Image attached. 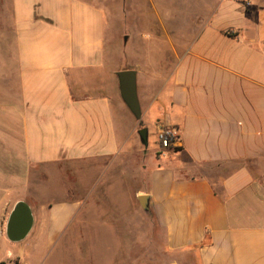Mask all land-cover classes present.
Instances as JSON below:
<instances>
[{
	"label": "crops",
	"instance_id": "1",
	"mask_svg": "<svg viewBox=\"0 0 264 264\" xmlns=\"http://www.w3.org/2000/svg\"><path fill=\"white\" fill-rule=\"evenodd\" d=\"M115 1L0 0V45L11 46L0 55V264H74L64 252L92 193L57 197V168L137 151L139 123L106 64ZM169 1L149 0L156 11ZM175 3L176 22L158 11L149 34L114 43V61L137 72L144 127L167 122L181 138L144 166L137 197L149 196L167 264H264V0ZM20 204L32 223L14 240Z\"/></svg>",
	"mask_w": 264,
	"mask_h": 264
},
{
	"label": "rangeland",
	"instance_id": "2",
	"mask_svg": "<svg viewBox=\"0 0 264 264\" xmlns=\"http://www.w3.org/2000/svg\"><path fill=\"white\" fill-rule=\"evenodd\" d=\"M175 1L168 2L167 11L161 10L162 7L158 10L167 25L176 22L180 15L175 9ZM158 11L149 0L112 2L110 11L106 13L105 55L108 67L114 65L123 72L129 62L126 59L114 61V43H123L122 36L134 28L141 29L142 34H149L143 31L145 22L150 16L159 20ZM3 49L4 52H11L10 45H0V55ZM122 52L129 56L130 61L139 60L140 55L136 51L125 50L123 45L119 53ZM138 132L136 153L131 155L130 151L128 157L121 158L117 163L64 164L55 169L57 184L65 185L63 189L57 185V193L62 190L65 195L69 188L92 193L84 211L73 224L74 236L70 237L64 252L74 264H167L163 233L151 211L141 207L136 194L148 184L144 166L152 165L163 152L159 150L154 126L149 128L147 147L142 144Z\"/></svg>",
	"mask_w": 264,
	"mask_h": 264
},
{
	"label": "water",
	"instance_id": "3",
	"mask_svg": "<svg viewBox=\"0 0 264 264\" xmlns=\"http://www.w3.org/2000/svg\"><path fill=\"white\" fill-rule=\"evenodd\" d=\"M120 86V93L123 101L139 122L141 129L139 137L145 147L148 146V129L144 127L142 122V111L139 104L137 94V72L135 70L123 71L117 74ZM138 201L141 207L149 212V196H140ZM32 223L30 212L24 204L16 207L10 220L9 234L14 240L23 237L29 230Z\"/></svg>",
	"mask_w": 264,
	"mask_h": 264
},
{
	"label": "built area",
	"instance_id": "4",
	"mask_svg": "<svg viewBox=\"0 0 264 264\" xmlns=\"http://www.w3.org/2000/svg\"><path fill=\"white\" fill-rule=\"evenodd\" d=\"M157 139L159 150L163 152V155H167L171 151H176L181 141L178 129L167 122L159 124Z\"/></svg>",
	"mask_w": 264,
	"mask_h": 264
}]
</instances>
